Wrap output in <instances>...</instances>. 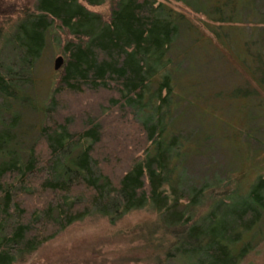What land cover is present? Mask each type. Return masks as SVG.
<instances>
[{
	"label": "trees",
	"instance_id": "16d2710c",
	"mask_svg": "<svg viewBox=\"0 0 264 264\" xmlns=\"http://www.w3.org/2000/svg\"><path fill=\"white\" fill-rule=\"evenodd\" d=\"M180 1L22 0L7 13L0 264H42L69 224L135 210L153 216L125 250L149 246L152 264H264L250 257L264 241V0ZM48 40L62 62L37 105L11 63L31 71ZM25 109L40 111L34 134ZM219 142L228 163L189 176Z\"/></svg>",
	"mask_w": 264,
	"mask_h": 264
},
{
	"label": "rangeland",
	"instance_id": "374dc122",
	"mask_svg": "<svg viewBox=\"0 0 264 264\" xmlns=\"http://www.w3.org/2000/svg\"><path fill=\"white\" fill-rule=\"evenodd\" d=\"M175 1L183 4L180 0ZM20 3H22V0H0V5L5 12L4 15H0V33L4 32L3 34H5V32L10 31V25L5 23V19H7L6 17L8 16L7 13H9L13 6H20ZM187 14L192 17L191 14ZM12 43L11 38L8 36L5 39L4 44L6 47L4 48L9 50ZM4 48H2L0 43V60L6 63L11 62L13 58L8 55V50L6 51ZM56 54H59V52L55 50L53 43L48 40L40 56L35 59L31 71L30 67L26 70L22 65L19 66L17 62H14L15 60L11 63L14 71L18 73L20 78L24 79L23 82L27 83L29 85L28 87L31 88L29 91L30 99L37 105L47 97L50 91L54 73L53 59ZM27 95L28 93H24L22 98H26L25 96ZM13 108L21 110L20 105H17V103H13ZM26 110L28 109H25L27 120L24 126L28 127L32 131V134H34L40 120V111L36 114L30 109L28 111ZM22 112L24 111L22 110ZM5 114L7 115V112ZM200 153V155L189 158L184 166L185 172L188 173L189 176L193 177L194 175H200L201 172L204 171V168H206L204 164L207 160L216 161L220 165H226V162L228 163V160L226 161L227 152L222 142L217 143L214 149L210 151L205 150ZM220 170L221 169L218 171V168H216V171L222 174ZM152 216L153 213L148 210H135L126 214L124 218L122 217L120 220H116L115 223H111L106 218L99 215L87 216L69 224L67 227L55 233L50 243L43 246L37 253L36 260L38 262L41 260L42 264L50 260L61 262L68 258L75 259L79 264H122L118 259H120V256L125 257L126 255H122L125 253L129 256H134L135 254L139 258L136 262H131L132 264H152L153 256L150 255L151 249L149 246L143 248L145 252L137 249L136 253H129L125 250V244L126 242L128 243L130 236L133 237L131 243H139L137 247L141 246V243L146 242L144 240V233L141 232L142 226H139V223L148 221ZM146 231L147 230L144 231L145 234ZM141 233L143 235H141ZM262 245L263 246L260 245L256 252L250 255L253 262L259 259L262 260V256L264 255V241ZM29 262H31V260ZM169 263L172 262L169 261Z\"/></svg>",
	"mask_w": 264,
	"mask_h": 264
},
{
	"label": "water",
	"instance_id": "95a60500",
	"mask_svg": "<svg viewBox=\"0 0 264 264\" xmlns=\"http://www.w3.org/2000/svg\"><path fill=\"white\" fill-rule=\"evenodd\" d=\"M62 62V55L61 54H56L54 59H53V66L57 68Z\"/></svg>",
	"mask_w": 264,
	"mask_h": 264
}]
</instances>
